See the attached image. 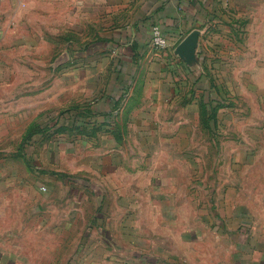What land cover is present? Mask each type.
<instances>
[{"label":"rangeland","instance_id":"rangeland-1","mask_svg":"<svg viewBox=\"0 0 264 264\" xmlns=\"http://www.w3.org/2000/svg\"><path fill=\"white\" fill-rule=\"evenodd\" d=\"M104 5L0 0V263L264 264V0L121 90Z\"/></svg>","mask_w":264,"mask_h":264},{"label":"crops","instance_id":"crops-1","mask_svg":"<svg viewBox=\"0 0 264 264\" xmlns=\"http://www.w3.org/2000/svg\"><path fill=\"white\" fill-rule=\"evenodd\" d=\"M91 2L105 4L104 21L113 18L114 30L102 42L106 43V48L107 45L112 46L114 56L106 60L108 62L106 67L112 66V71L115 72L113 83L121 90L126 89L125 86L133 81L134 73L130 71L131 68L138 67L143 60L164 58V61L172 60L173 66L178 65L184 69L193 66L197 58H200V63L198 51L201 35L209 31L213 24L220 27L221 23H226L231 17L236 20L241 14L238 11L239 5L257 4L258 0H91ZM154 26L161 27L168 40L169 47L163 51H155L151 46ZM193 33L199 35L196 54L189 57L178 54L179 47ZM119 97L120 94L103 95L99 107L94 109L101 122L104 123L105 118L112 115L113 106L108 108V105L114 100L116 103ZM103 106L107 108L102 109ZM110 120L109 117L108 122ZM113 125L110 121L107 128Z\"/></svg>","mask_w":264,"mask_h":264},{"label":"built area","instance_id":"built-area-1","mask_svg":"<svg viewBox=\"0 0 264 264\" xmlns=\"http://www.w3.org/2000/svg\"><path fill=\"white\" fill-rule=\"evenodd\" d=\"M151 46L155 51H163L169 47L168 40L159 26L152 28ZM42 190L46 191V188H42Z\"/></svg>","mask_w":264,"mask_h":264},{"label":"water","instance_id":"water-1","mask_svg":"<svg viewBox=\"0 0 264 264\" xmlns=\"http://www.w3.org/2000/svg\"><path fill=\"white\" fill-rule=\"evenodd\" d=\"M198 37V33H193L192 35H190L179 47L177 53L180 55H184V57H189L191 54H196V44L198 43Z\"/></svg>","mask_w":264,"mask_h":264},{"label":"trees","instance_id":"trees-1","mask_svg":"<svg viewBox=\"0 0 264 264\" xmlns=\"http://www.w3.org/2000/svg\"><path fill=\"white\" fill-rule=\"evenodd\" d=\"M96 115V114H95ZM109 116L110 115H108L105 119V121H104V123H103V121L101 122L99 119H98V117L97 116H95V121H93V123L95 124V125H97V126H104V128H106L107 129V124L109 123L108 122V120H109ZM100 121V122H99ZM108 122V123H107ZM107 123V124H106ZM110 125V124H109ZM76 128L77 127H75V130H76ZM73 129V128H72ZM63 130H66V128H64ZM33 131V129L31 128L28 132H31V133H29L28 135H26L25 136V138H24V140H25V142H29L32 138H33V133L34 132H32Z\"/></svg>","mask_w":264,"mask_h":264}]
</instances>
